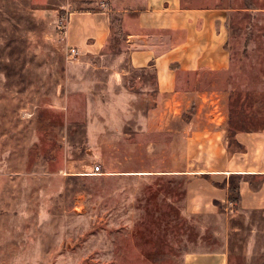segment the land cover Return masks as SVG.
<instances>
[{
    "label": "rangeland",
    "instance_id": "1",
    "mask_svg": "<svg viewBox=\"0 0 264 264\" xmlns=\"http://www.w3.org/2000/svg\"><path fill=\"white\" fill-rule=\"evenodd\" d=\"M133 1L0 0V264H184L220 248L228 264H264V211H183L175 172L200 150L183 126L199 103L158 130L154 72L127 62ZM181 5L227 13L228 68L182 75L223 92L237 148L236 130L264 128V0ZM103 10L112 30L99 52L66 43L69 13Z\"/></svg>",
    "mask_w": 264,
    "mask_h": 264
},
{
    "label": "crops",
    "instance_id": "2",
    "mask_svg": "<svg viewBox=\"0 0 264 264\" xmlns=\"http://www.w3.org/2000/svg\"><path fill=\"white\" fill-rule=\"evenodd\" d=\"M133 14L123 18L128 66L152 68L159 99L158 130H173L165 116H181L184 101H197L193 118L184 122L191 146L185 161L192 165L175 173L186 175V214L223 216L236 211H264V128L236 130L228 138V114L219 103L223 92L199 86L182 74L223 72L229 66L227 13L219 8H186L181 0H136ZM112 30L107 11L69 13L65 41L83 52H99ZM213 84V81H212ZM211 84V85H212ZM164 107H163V106ZM236 177L235 203L230 201V177ZM234 204L233 208L230 206ZM234 211V212H233ZM226 248L188 253L184 264H228Z\"/></svg>",
    "mask_w": 264,
    "mask_h": 264
},
{
    "label": "trees",
    "instance_id": "3",
    "mask_svg": "<svg viewBox=\"0 0 264 264\" xmlns=\"http://www.w3.org/2000/svg\"><path fill=\"white\" fill-rule=\"evenodd\" d=\"M232 178H233V176L230 177V184H232V181H233ZM229 191H230V200L232 199L233 201H237L238 197L236 195V186L230 185L229 186ZM231 196H233V197L231 198Z\"/></svg>",
    "mask_w": 264,
    "mask_h": 264
},
{
    "label": "built area",
    "instance_id": "4",
    "mask_svg": "<svg viewBox=\"0 0 264 264\" xmlns=\"http://www.w3.org/2000/svg\"><path fill=\"white\" fill-rule=\"evenodd\" d=\"M69 53H70V55L76 54V53H77V49H76L75 47H71V48L69 49ZM95 169L98 170L99 167L96 166Z\"/></svg>",
    "mask_w": 264,
    "mask_h": 264
}]
</instances>
